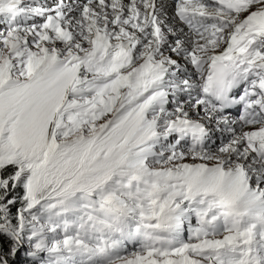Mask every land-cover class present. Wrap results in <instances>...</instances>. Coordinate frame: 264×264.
<instances>
[{"label": "snow or ice", "instance_id": "6c2138e0", "mask_svg": "<svg viewBox=\"0 0 264 264\" xmlns=\"http://www.w3.org/2000/svg\"><path fill=\"white\" fill-rule=\"evenodd\" d=\"M0 264H264V0H0Z\"/></svg>", "mask_w": 264, "mask_h": 264}]
</instances>
